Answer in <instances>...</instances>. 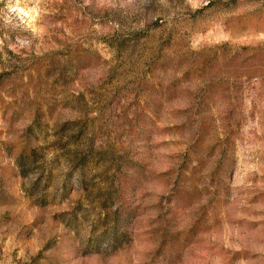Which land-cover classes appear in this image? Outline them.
<instances>
[{"label": "rangeland", "instance_id": "rangeland-1", "mask_svg": "<svg viewBox=\"0 0 264 264\" xmlns=\"http://www.w3.org/2000/svg\"><path fill=\"white\" fill-rule=\"evenodd\" d=\"M0 264H264V0H0Z\"/></svg>", "mask_w": 264, "mask_h": 264}]
</instances>
